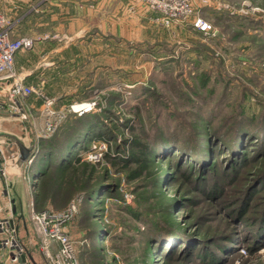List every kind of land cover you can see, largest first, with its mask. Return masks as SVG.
<instances>
[{
    "label": "rangeland",
    "instance_id": "1",
    "mask_svg": "<svg viewBox=\"0 0 264 264\" xmlns=\"http://www.w3.org/2000/svg\"><path fill=\"white\" fill-rule=\"evenodd\" d=\"M93 1L0 0L14 39L39 44L25 62L30 86L53 100L55 113L95 102L88 114L99 116L109 142L99 163L58 174L53 166L35 186L36 211L84 199L67 229L82 264H264V0H194L188 20L170 23L141 0H100L98 30ZM6 99L0 111L13 121L4 128L35 144L46 133L43 102L32 97L26 104L35 109L20 120ZM68 114V122L88 115ZM239 135L233 157L227 148ZM137 137L170 145L134 178ZM178 145L202 147L206 163L174 156ZM207 165L213 170L202 171ZM171 228L188 241L159 245L157 232ZM203 251L213 256L203 259Z\"/></svg>",
    "mask_w": 264,
    "mask_h": 264
},
{
    "label": "built area",
    "instance_id": "2",
    "mask_svg": "<svg viewBox=\"0 0 264 264\" xmlns=\"http://www.w3.org/2000/svg\"><path fill=\"white\" fill-rule=\"evenodd\" d=\"M194 0H141L142 5L152 7L159 13H163L166 22L173 20L178 22L186 21L193 13L192 3ZM148 5V6H147ZM203 22V21H202ZM198 21L196 27L206 30L208 25ZM202 23V24H201ZM14 25L8 17L0 11V99L7 98V111L18 119H26L28 114L24 106L25 100L37 97L43 102V108L48 112L47 122L42 131L43 135H39L33 147L30 158L19 167L22 175H29L34 165L36 153L39 150V142L52 136L62 126V123L68 118V113L82 116L93 112L96 103H87L78 106H72L68 113L52 111L53 100L46 97L41 91L25 84L24 78L15 70V59L18 53L30 51L35 47L36 41L31 38L14 39ZM1 108V105H0ZM3 108V107H2ZM42 111V109H41ZM28 113V114H27ZM6 139L0 138V175L7 179L9 175L8 167L18 166L20 155L17 153H8L6 150ZM87 151H80L78 157L82 161L91 164L99 163L109 149V142L105 139H93ZM32 176V175H31ZM29 185L35 189L38 183L37 176L30 177ZM84 199L79 197L63 211L47 209L44 211H36L35 202L30 203L29 219L33 224V228L41 241V252L47 258L48 264H82L74 241L68 232V226L75 221ZM0 243L3 247L14 253L11 256L13 263H18L19 258L25 254V247L19 239L18 229L13 223V217L7 216L0 220ZM54 246H57V252H54Z\"/></svg>",
    "mask_w": 264,
    "mask_h": 264
},
{
    "label": "trees",
    "instance_id": "3",
    "mask_svg": "<svg viewBox=\"0 0 264 264\" xmlns=\"http://www.w3.org/2000/svg\"><path fill=\"white\" fill-rule=\"evenodd\" d=\"M101 126L102 125L100 122V118L96 114H88L83 117H80L79 119L76 118V121L74 122H68L67 118L65 123L62 124V126L58 129L57 133H54L53 137L48 140H41L39 142V150L36 153L33 165L36 174L34 173L35 171L32 169L34 176H37L38 179L37 185H40L41 181L44 179V176L47 175V173H49L53 169V166L57 168L56 171L58 174L59 172H65L68 168H72L73 166L76 167L78 165L85 164L89 165V162L82 161L78 157V154L80 151H87L89 147H91L90 143L93 139H105L103 138L105 135L101 130ZM234 138L235 137H233L227 149L230 151L229 154L231 156L237 157L239 146L240 144H242L244 137L243 135H239L236 140H234ZM142 139L137 137L133 139L132 142L133 148L130 153V160L132 163H136L139 165L138 170L133 172L134 178H138L147 168H149V165H151L152 158L155 152H162L164 150V152L166 153L165 149H167L170 145L169 143H167V141H165V139H158L154 143H150V141L146 139V144L142 142ZM34 142L35 141L32 140V145H34ZM222 145L227 146L226 144L224 145V143H222ZM175 148L176 150L173 151L174 156L179 154V156L182 157L184 155L192 162V166H200L202 164H205L207 161L205 158H208L206 157L208 152L202 147H197L189 150L185 147L182 148V146L178 145ZM171 151L172 150L170 149L168 153H171ZM180 157L178 160L179 163H177L178 166L180 164H183V160ZM233 165L234 164L231 163V166ZM201 167L204 168L202 171H205L207 169L211 170V167L213 166L207 165ZM183 174V177L191 175L190 173L186 172L181 173V175ZM103 187L104 186H101L99 188V191L103 189ZM95 195L96 194L92 196L95 197ZM157 234L158 236L156 242L159 243V245L161 246L165 244V246L168 247L169 243L172 242L170 241V239L174 238V240L177 241L176 239L178 237L180 239H185V241H188L182 235V233H178V231L174 229H172L171 231L164 230L163 233L162 231H159L157 232ZM259 242L260 239L257 237L255 245ZM203 252V259L209 257L211 258L213 256L208 254L206 251Z\"/></svg>",
    "mask_w": 264,
    "mask_h": 264
},
{
    "label": "crops",
    "instance_id": "4",
    "mask_svg": "<svg viewBox=\"0 0 264 264\" xmlns=\"http://www.w3.org/2000/svg\"><path fill=\"white\" fill-rule=\"evenodd\" d=\"M93 1V0H92ZM129 0H111L110 2L114 3H122V2H128ZM90 1H84L81 5L86 8L85 3H88ZM100 0L96 2H92L94 5V13L95 18L94 22H96V27L97 30L100 29V23H101V12L100 10H95V9H100ZM87 9V8H86ZM115 10V6L113 7ZM112 9V10H113ZM93 22V23H94ZM87 31V30H86ZM84 31V33L86 32ZM16 35V34H15ZM36 44L34 49L30 51L25 52H20L16 56L15 59V70L16 72L24 78V82L27 85H30V82L32 80V75L33 71L29 72V70L26 68L27 66L25 65L26 59H31L36 57V54L38 55V48ZM63 49V47L61 48ZM57 52V49H54L53 52ZM53 54V53H52ZM37 60V59H36ZM35 60V61H36ZM29 63L32 68L37 69L36 63ZM28 70V71H27ZM35 73V72H34ZM23 74V76H22ZM25 74V77H24ZM32 100V98L26 99L25 103L28 101ZM32 109H35L33 106L28 107L27 104L24 106V110L26 112H32ZM38 109V108H37ZM0 114L2 115L0 117V138H5L6 139V150L8 153H17L20 155V149L18 147L17 141L21 142L24 146L26 147H31L32 141H30V135L28 133L23 132V138L19 137L17 134V128H12V129H7L4 128V122L7 120L13 121L11 118L4 117L5 112L0 111ZM23 131H27L26 128H22ZM22 132V131H21ZM21 139V140H20ZM19 166L16 168L14 166H9L8 167V173L10 176H8L7 179L3 178L0 175V220L7 216H12L13 221L16 223L15 225L18 227V235L19 239L22 242L23 246L25 247V256L26 257V264H46V260L44 256L42 255V252L39 249L38 246V236L33 228V224L31 222H28L25 218V212L27 210V206L30 208V203L35 202V189L32 190V188L29 185V181L25 179V177L20 173L19 171ZM34 168H31L30 174L34 176V173L32 171ZM24 179V180H23ZM22 181H25L22 182ZM25 185V186H24ZM26 188V189H25ZM22 190H25L24 192L26 193L27 190V198L22 197ZM29 204V205H28ZM23 205H24V210H23ZM26 208V209H25ZM31 209V208H30ZM29 223V224H28ZM72 227V226H69ZM0 240L1 239V233H0ZM54 249H57V246H54ZM11 252L7 248L3 247L0 243V264H18V263H13L11 261Z\"/></svg>",
    "mask_w": 264,
    "mask_h": 264
},
{
    "label": "water",
    "instance_id": "5",
    "mask_svg": "<svg viewBox=\"0 0 264 264\" xmlns=\"http://www.w3.org/2000/svg\"><path fill=\"white\" fill-rule=\"evenodd\" d=\"M17 145H18V147H19V149H20V161H19V163H18V166L19 167H21L22 166V164L24 163V162H26L29 158H30V156H31V153H32V150H33V147H26V146H24L21 142H19V141H17ZM11 255H12V257L14 258V253L13 252H11ZM26 257L27 256H25V254H23L20 258H19V260H18V264H26V262H27V260H26Z\"/></svg>",
    "mask_w": 264,
    "mask_h": 264
}]
</instances>
